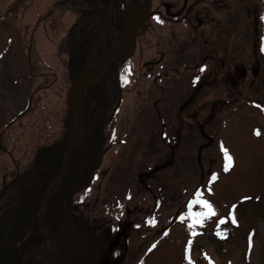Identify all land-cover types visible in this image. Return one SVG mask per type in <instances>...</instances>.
I'll return each mask as SVG.
<instances>
[{"label": "rangeland", "instance_id": "374dc122", "mask_svg": "<svg viewBox=\"0 0 264 264\" xmlns=\"http://www.w3.org/2000/svg\"><path fill=\"white\" fill-rule=\"evenodd\" d=\"M56 2L0 0V187L65 132L71 82L58 46L77 14ZM150 17L120 68L122 105L94 181L72 200L78 255L264 264V0H153Z\"/></svg>", "mask_w": 264, "mask_h": 264}, {"label": "trees", "instance_id": "16d2710c", "mask_svg": "<svg viewBox=\"0 0 264 264\" xmlns=\"http://www.w3.org/2000/svg\"><path fill=\"white\" fill-rule=\"evenodd\" d=\"M56 6L78 16L58 46V54L66 56L67 75L73 82L106 53L128 22V8L126 0H57ZM126 62L120 58L100 85L86 92V127L92 133L75 148L64 182L48 202L45 221L52 231H61L62 227L71 231L62 201L66 198L70 206L77 190L94 181L105 150V131L122 105L119 69ZM68 117L60 140L40 146L29 166L16 171L0 187V264H23L27 254L47 241L38 214L60 172L70 141L73 117ZM25 264H33V260Z\"/></svg>", "mask_w": 264, "mask_h": 264}, {"label": "water", "instance_id": "95a60500", "mask_svg": "<svg viewBox=\"0 0 264 264\" xmlns=\"http://www.w3.org/2000/svg\"><path fill=\"white\" fill-rule=\"evenodd\" d=\"M127 8L129 9V13L133 12L134 19L130 18V14H128V22L126 23V26L123 28V30L119 33V35L114 38L112 41V44L109 46L106 53L99 58L98 61L94 62L92 65H90L86 70H84L81 73V76L73 81L70 84V87L68 88V91L66 93V106L68 107L69 112L71 113L72 117H74V121H76L77 124H79L82 127L81 135L79 138H76L74 135V131L70 135V141L66 147V151L64 153L63 157V163L60 168V172L54 181L55 183L51 187V189L47 192V195L44 197V199L41 202V208L39 211V222L41 225V228L44 232V234L47 236L49 245L51 246V249L49 251L44 252L43 255H41V259H38L35 264L39 263L41 260H44L48 254L54 251L55 243L52 238V235H50L49 230L47 228V225L45 224V209L48 204V201L52 198L53 195L57 193V190L62 186L63 180L65 179L68 168L71 162V156L75 148L80 146L83 142L89 139L91 135V130L88 132L87 127L85 124V109L86 106L84 104L79 105V109H76L73 106L72 103V94L75 91L83 90L88 91L90 88L99 86L100 83L105 79L108 72L110 71L113 64L120 60L121 54L123 53V50L126 46V44L130 41L133 43L136 42L137 38L144 33L148 28V25L150 23V15L152 12V5L153 0H146V9L143 11L141 10L142 7L136 5V0H126ZM132 10V11H131ZM131 11V12H130ZM128 56L127 58H129ZM99 63H102V66L99 67V75L93 79H91V75L93 74L92 71L88 70L89 68H92L94 65H97ZM88 71V72H87ZM64 203V210L67 215L68 221L74 226L76 223L73 220L72 213H70V209L68 206V202H66V198L63 199Z\"/></svg>", "mask_w": 264, "mask_h": 264}, {"label": "flooded vegetation", "instance_id": "af4514ba", "mask_svg": "<svg viewBox=\"0 0 264 264\" xmlns=\"http://www.w3.org/2000/svg\"><path fill=\"white\" fill-rule=\"evenodd\" d=\"M68 221V219H67ZM68 223L71 225V231L66 230L65 227H62L61 231H52L50 228V233L52 237L56 240V248L60 251L61 259L56 263H52L48 261L47 264H84L83 262H77L78 256L76 255L77 246H78V235L79 231L77 229V225H72L69 221ZM40 252H35L32 255L33 264L37 262L38 258L35 257L36 254ZM35 254V255H34ZM51 256V255H50ZM50 256H46L48 259ZM37 264H46V263H37Z\"/></svg>", "mask_w": 264, "mask_h": 264}, {"label": "snow or ice", "instance_id": "6c2138e0", "mask_svg": "<svg viewBox=\"0 0 264 264\" xmlns=\"http://www.w3.org/2000/svg\"><path fill=\"white\" fill-rule=\"evenodd\" d=\"M157 20H159L158 17H157ZM126 71L130 72L131 69L128 68ZM201 71H203V69H201ZM255 134H256V135H259L260 133H259V131L257 130V132H256ZM220 149H221V152L224 154V171H225V172H228V171L230 170V167L232 166V159H233V158H232L231 155L228 153V150L226 149V147H225L223 144H221ZM217 178H218L217 175H216L215 173H213V175H212V177H211V180H212V181H215ZM199 195H200V193L197 192V193H196V196H199ZM192 203H200V201H192V202H190L189 207H191V204H192ZM202 203H203V205H204L206 208H211V205L209 204L208 201L205 200V201H202ZM195 215H196V218H199V217H202V216H207V215H209V213H207V212H205V213H196ZM211 215H215V211H214V210L211 212ZM231 219H232V222H233V223L236 222L234 216L231 217ZM196 222H197V223H200L201 221H200L199 219H197ZM221 222H223V221H221ZM148 223H149L150 225L154 226V225H155V219L153 218L152 220L148 221ZM189 227H192V225H189ZM165 234H167V233H165ZM155 246H156V245L154 244L152 247L155 248Z\"/></svg>", "mask_w": 264, "mask_h": 264}, {"label": "bare ground", "instance_id": "6f19581e", "mask_svg": "<svg viewBox=\"0 0 264 264\" xmlns=\"http://www.w3.org/2000/svg\"><path fill=\"white\" fill-rule=\"evenodd\" d=\"M146 5V4H145ZM130 18H132V20L134 19V15L133 13H130ZM102 66V63H99L97 65H94L92 68H90V71H92V75H91V79L97 77L99 75V67ZM72 103H73V106L76 108V109H79V105L81 104L82 102V99H83V95H82V91L79 90V91H75L73 94H72ZM75 130H74V135L76 138H79L80 135H81V131H82V127L75 123Z\"/></svg>", "mask_w": 264, "mask_h": 264}]
</instances>
